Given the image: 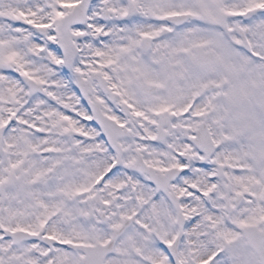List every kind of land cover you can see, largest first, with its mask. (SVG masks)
I'll use <instances>...</instances> for the list:
<instances>
[{
	"label": "snow or ice",
	"instance_id": "6c2138e0",
	"mask_svg": "<svg viewBox=\"0 0 264 264\" xmlns=\"http://www.w3.org/2000/svg\"><path fill=\"white\" fill-rule=\"evenodd\" d=\"M0 264H264V0H0Z\"/></svg>",
	"mask_w": 264,
	"mask_h": 264
}]
</instances>
